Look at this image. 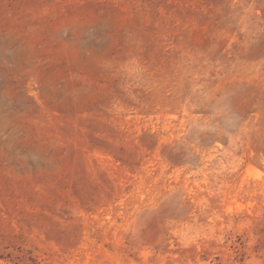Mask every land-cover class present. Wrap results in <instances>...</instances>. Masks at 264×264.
<instances>
[{
  "label": "rangeland",
  "instance_id": "obj_1",
  "mask_svg": "<svg viewBox=\"0 0 264 264\" xmlns=\"http://www.w3.org/2000/svg\"><path fill=\"white\" fill-rule=\"evenodd\" d=\"M0 264H264V0H0Z\"/></svg>",
  "mask_w": 264,
  "mask_h": 264
}]
</instances>
